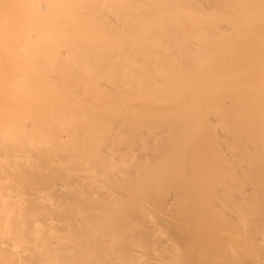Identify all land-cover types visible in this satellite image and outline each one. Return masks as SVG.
I'll return each mask as SVG.
<instances>
[{
  "label": "bare ground",
  "instance_id": "bare-ground-1",
  "mask_svg": "<svg viewBox=\"0 0 264 264\" xmlns=\"http://www.w3.org/2000/svg\"><path fill=\"white\" fill-rule=\"evenodd\" d=\"M0 264H264V0H0Z\"/></svg>",
  "mask_w": 264,
  "mask_h": 264
}]
</instances>
